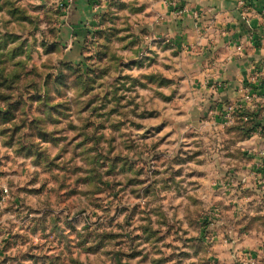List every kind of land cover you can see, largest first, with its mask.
I'll use <instances>...</instances> for the list:
<instances>
[{
	"label": "rangeland",
	"instance_id": "374dc122",
	"mask_svg": "<svg viewBox=\"0 0 264 264\" xmlns=\"http://www.w3.org/2000/svg\"><path fill=\"white\" fill-rule=\"evenodd\" d=\"M157 2L100 0L67 60L55 0H0V264H251L241 250L264 247L262 198L232 202L246 133L200 125Z\"/></svg>",
	"mask_w": 264,
	"mask_h": 264
},
{
	"label": "crops",
	"instance_id": "0c3cea01",
	"mask_svg": "<svg viewBox=\"0 0 264 264\" xmlns=\"http://www.w3.org/2000/svg\"><path fill=\"white\" fill-rule=\"evenodd\" d=\"M55 1L61 12L54 22V41L71 49L65 59H72L79 47V31L94 25L100 0H72L66 9L62 6L65 0ZM174 1L175 7L168 6L166 0L157 2L155 39L164 36L166 57L174 58L177 52L180 68L176 74L188 85L185 94L199 100L195 114L201 118L200 125L216 130L232 126L234 132L246 133L238 142L248 150L249 160L233 175L238 179L245 176L246 182L238 184L234 205L239 207L247 200L253 203L258 197L264 201V21L258 15L264 0H254L245 16L236 9V0ZM154 46L157 48V41ZM246 86L251 89V101L243 100L242 87ZM237 106L243 107L249 120L244 122L236 114L232 124H226L223 111ZM224 245L230 248L231 259L241 256L237 251L241 246L234 247L226 240ZM241 251L251 264H262L264 247Z\"/></svg>",
	"mask_w": 264,
	"mask_h": 264
},
{
	"label": "built area",
	"instance_id": "2783aa9c",
	"mask_svg": "<svg viewBox=\"0 0 264 264\" xmlns=\"http://www.w3.org/2000/svg\"><path fill=\"white\" fill-rule=\"evenodd\" d=\"M254 0H236V9L240 13V15H246V13L249 11V9L252 7V2ZM72 2V0H65V4L62 5L64 9H66L69 4ZM166 3L168 6L175 7L176 2L174 0H166ZM180 12L184 11V9L179 10ZM259 17L264 21V6L261 8V10L258 12ZM242 91L244 92L243 100L244 101H251L253 98V95L251 94V89L249 86L242 87ZM236 114H239L241 116V120L246 122L249 120V117L244 112L243 107L237 106V107H229L226 108L223 111L222 117L223 121L226 124H232L234 116ZM250 263V262H249Z\"/></svg>",
	"mask_w": 264,
	"mask_h": 264
}]
</instances>
